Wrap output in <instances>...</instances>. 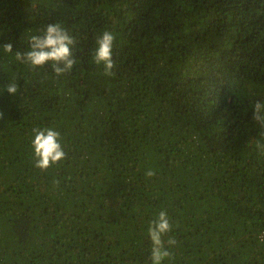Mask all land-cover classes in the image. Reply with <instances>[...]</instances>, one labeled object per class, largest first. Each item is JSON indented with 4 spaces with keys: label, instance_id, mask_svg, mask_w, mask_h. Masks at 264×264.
I'll return each instance as SVG.
<instances>
[{
    "label": "trees",
    "instance_id": "1",
    "mask_svg": "<svg viewBox=\"0 0 264 264\" xmlns=\"http://www.w3.org/2000/svg\"><path fill=\"white\" fill-rule=\"evenodd\" d=\"M52 23L75 40L60 75L15 59ZM105 30L112 75L92 60ZM6 43L0 264H151L160 211L163 264H264V0H0ZM45 128L65 158L40 169Z\"/></svg>",
    "mask_w": 264,
    "mask_h": 264
},
{
    "label": "clouds",
    "instance_id": "2",
    "mask_svg": "<svg viewBox=\"0 0 264 264\" xmlns=\"http://www.w3.org/2000/svg\"><path fill=\"white\" fill-rule=\"evenodd\" d=\"M117 36L110 30H105L95 41V48L92 60L97 66L103 67L105 75H112L116 67L113 59L114 42ZM75 40L61 26L60 23L49 24L43 35H33L30 38L29 50L27 52H15V59L27 63L32 67H41L52 62L53 69L57 75L71 71L76 64L73 58L72 46ZM3 52L11 54L13 45L6 43L0 45ZM62 64L63 67L58 66ZM18 91L16 83L9 82L6 85V92L14 96ZM253 119L264 127V103L257 101L254 105ZM2 118V113H0ZM60 133L52 128L34 129L32 148L36 156V167L47 169L65 158V153L60 143ZM257 147L264 150V145L257 144ZM145 175L149 178L156 175L155 171L148 169ZM172 230V224L166 211H160L158 216L151 221L148 227V236L151 242L150 260L151 264H163L166 258L170 257L168 247L165 246L163 237ZM177 241L174 238L167 240V245L174 246Z\"/></svg>",
    "mask_w": 264,
    "mask_h": 264
}]
</instances>
